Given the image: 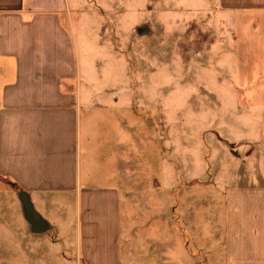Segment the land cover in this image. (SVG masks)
I'll list each match as a JSON object with an SVG mask.
<instances>
[{
	"label": "rangeland",
	"instance_id": "1",
	"mask_svg": "<svg viewBox=\"0 0 264 264\" xmlns=\"http://www.w3.org/2000/svg\"><path fill=\"white\" fill-rule=\"evenodd\" d=\"M103 4L73 12V22L76 31L87 23L100 56L125 61L104 76L124 86L134 126L125 130L122 264H226L214 245L213 188L263 175L260 14L245 12L244 0ZM19 189L0 175V264H86L54 232H30Z\"/></svg>",
	"mask_w": 264,
	"mask_h": 264
},
{
	"label": "crops",
	"instance_id": "2",
	"mask_svg": "<svg viewBox=\"0 0 264 264\" xmlns=\"http://www.w3.org/2000/svg\"><path fill=\"white\" fill-rule=\"evenodd\" d=\"M93 1L0 0V175L30 193L68 253L122 264L125 130L134 126L118 93L124 86L106 78L125 71L124 59L100 56L86 22L75 30L73 12L110 8ZM244 5L264 23V0ZM259 167L262 179L213 188L214 245H223L226 264H264Z\"/></svg>",
	"mask_w": 264,
	"mask_h": 264
},
{
	"label": "water",
	"instance_id": "3",
	"mask_svg": "<svg viewBox=\"0 0 264 264\" xmlns=\"http://www.w3.org/2000/svg\"><path fill=\"white\" fill-rule=\"evenodd\" d=\"M138 31L141 33L143 28H139ZM18 198L21 203L22 212L29 224V230L32 233L40 234L50 229L49 222L36 210L30 193L22 188L17 192Z\"/></svg>",
	"mask_w": 264,
	"mask_h": 264
},
{
	"label": "trees",
	"instance_id": "4",
	"mask_svg": "<svg viewBox=\"0 0 264 264\" xmlns=\"http://www.w3.org/2000/svg\"><path fill=\"white\" fill-rule=\"evenodd\" d=\"M15 186H17V184L16 183H13ZM18 187V186H17Z\"/></svg>",
	"mask_w": 264,
	"mask_h": 264
}]
</instances>
